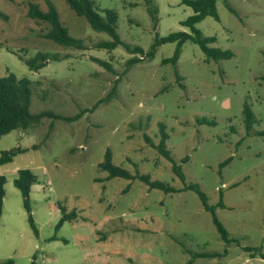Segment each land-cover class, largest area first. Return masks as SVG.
I'll list each match as a JSON object with an SVG mask.
<instances>
[{
  "label": "rangeland",
  "instance_id": "374dc122",
  "mask_svg": "<svg viewBox=\"0 0 264 264\" xmlns=\"http://www.w3.org/2000/svg\"><path fill=\"white\" fill-rule=\"evenodd\" d=\"M152 1L155 27L143 0H92L100 15L116 12L120 40L143 52L155 34L189 33L180 25L192 14L189 7L180 0ZM29 4L43 12L52 6L67 35L81 41L82 48L45 38L49 24L29 17ZM215 7L218 20L206 16L195 27L215 38L209 47L232 56L206 60L197 44L186 41L175 64L177 79L174 66L162 63L173 55L175 42L161 44L152 58L132 55L120 45L99 49L97 43L111 38L75 15L66 0H0V77L12 73L30 82L31 113L66 118H43L0 138V153L27 149L0 165L5 178L0 261L264 264V0H217ZM37 54L50 58L37 71L18 56ZM131 58L139 61L127 65ZM244 104L253 116L248 129ZM159 124L185 184L198 186L235 242L219 238L195 192L181 190L171 163L146 142L145 137L158 142ZM106 149L115 166L176 191L150 189L138 179H108L98 168ZM184 157L186 162H180ZM21 169L36 176L29 194L36 234L13 185ZM60 208L72 217L57 226ZM211 253L219 255H190Z\"/></svg>",
  "mask_w": 264,
  "mask_h": 264
},
{
  "label": "trees",
  "instance_id": "16d2710c",
  "mask_svg": "<svg viewBox=\"0 0 264 264\" xmlns=\"http://www.w3.org/2000/svg\"><path fill=\"white\" fill-rule=\"evenodd\" d=\"M14 1V0H6ZM217 0H180V4L189 7L192 10V14L188 16L185 20L180 21V25L187 27L189 33L183 31H176L167 34L166 36L159 37L157 34L154 35L153 43L149 46L146 52H143V49L137 46L130 47L129 45L122 42L116 32V21L117 15L116 12L112 10L103 11V15H100L96 8H94L92 0H66L69 8L77 16H83L88 22L89 26L96 32H103L107 34L111 40L102 41L96 44L95 47L105 50H113L117 46H123L128 50L132 55H144L146 58H152L157 47L164 43H176V48L173 52V55L170 58L163 59L162 63H171L174 66V74L178 79V73L175 68V64L179 55L180 46L186 41H191L198 45L206 60L218 61L222 59H228L232 56V52L229 50H221L219 48L209 47L210 43L215 41L214 37L203 36L201 32L195 27V25L200 22L204 17L209 16L214 20H218V15L216 12ZM147 11L153 21L154 27L157 23L156 13L157 9L153 4L152 0H143ZM230 9V8H229ZM230 11H232L230 9ZM27 14L33 19L40 20L43 23L49 24V29L47 33L43 36L47 39H50L57 44L63 47H73L80 49L82 48V42L76 41L70 38L66 29L61 25L58 20L56 11L52 6H48L46 11H41L34 4L28 5ZM20 59L24 61V64L28 67L29 70L37 71L42 68L47 60L50 58L47 54H37L32 58H24L22 55H18ZM56 55L52 56L51 59H56ZM100 66L109 69V65L101 60L92 58ZM136 58H131L126 63L127 65L138 62ZM31 100V89L30 82L26 78H18L12 73H7L5 76L0 77V138L3 135L8 134L13 130H26L38 123L43 118H55L64 120L63 116L54 114L49 111H42L36 114H33L29 110ZM95 106V105H94ZM93 106V107H94ZM84 111V110H83ZM242 113L244 115L245 128H250L252 124V113L249 110L246 104L243 105ZM71 119V118H67ZM201 123H208L204 120H201ZM168 138V135L163 129V126L159 124V140L156 144H153L148 137H145L146 142L149 143L153 148L156 149L158 154L163 156L166 160L171 163V169L174 175L181 181L182 189L181 190H190L195 192V194L200 199V202L203 208L211 214L212 222L215 226L216 232L218 233L219 238L226 244L230 242H235V239L229 238L226 230L222 224L218 221L214 214V209L212 206H209L206 202L205 195L199 190L196 184H185L184 175L182 173L181 167L178 166L170 157L169 151L165 148V142ZM31 149H34L33 147ZM25 148H12L7 151H2L0 153V165L12 161V158L18 153L25 152ZM187 157L181 159L180 162H186ZM228 160H225L222 164L227 163ZM98 168L101 171L106 172L107 178H122L127 180L138 179L144 184H146L150 189H159L165 193L175 192L176 190L166 184H163L159 181L150 180L147 175L134 174L131 175L126 170L121 167L115 166L111 160V153L109 149H106L102 162L98 164ZM36 182V176L29 171L28 169H21L17 171L16 177L13 179L14 187L19 191L20 197L22 200L23 208L27 213V220L30 227L33 230V233L36 234V229L33 224V220L30 214V204H29V194L31 185ZM4 184L5 178L0 175V208L2 204V199L4 198ZM218 206L222 207L221 202L219 201ZM62 217L60 218L57 226H60L62 222L70 219L72 214L65 213L62 208H60ZM245 251L259 250V248H243ZM192 259L197 257H214L218 256L217 253L211 254H190ZM262 257V256H261ZM0 264H14L12 259L1 260ZM31 264H33L31 262ZM188 264H191L189 260Z\"/></svg>",
  "mask_w": 264,
  "mask_h": 264
}]
</instances>
